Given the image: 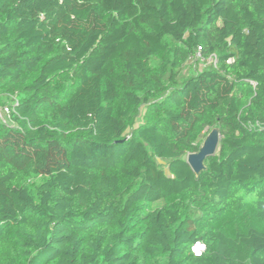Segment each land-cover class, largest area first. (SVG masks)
Instances as JSON below:
<instances>
[{"label": "trees", "instance_id": "1", "mask_svg": "<svg viewBox=\"0 0 264 264\" xmlns=\"http://www.w3.org/2000/svg\"><path fill=\"white\" fill-rule=\"evenodd\" d=\"M5 108L0 264H264V0H0Z\"/></svg>", "mask_w": 264, "mask_h": 264}, {"label": "water", "instance_id": "2", "mask_svg": "<svg viewBox=\"0 0 264 264\" xmlns=\"http://www.w3.org/2000/svg\"><path fill=\"white\" fill-rule=\"evenodd\" d=\"M220 131L213 129L205 139L200 151L198 153L189 154L186 163L196 176L206 171L205 162L216 155L220 144Z\"/></svg>", "mask_w": 264, "mask_h": 264}, {"label": "rangeland", "instance_id": "3", "mask_svg": "<svg viewBox=\"0 0 264 264\" xmlns=\"http://www.w3.org/2000/svg\"><path fill=\"white\" fill-rule=\"evenodd\" d=\"M204 69V65L203 64H199L196 62H190L186 68V70L184 71V74L190 75V74H194L196 71H202ZM0 119L1 121L7 122V117H5L4 115L0 114ZM187 159V157L185 158ZM156 206H162V204H158Z\"/></svg>", "mask_w": 264, "mask_h": 264}, {"label": "built area", "instance_id": "4", "mask_svg": "<svg viewBox=\"0 0 264 264\" xmlns=\"http://www.w3.org/2000/svg\"><path fill=\"white\" fill-rule=\"evenodd\" d=\"M197 58L200 59L202 62H204V60L201 59L200 53H198ZM210 61H212L214 64H216V59L215 58H212L211 60H209V62ZM0 114L4 115L5 117H8V115L10 114V109L9 108L2 109V110H0ZM197 244L200 245L199 252L194 251L195 248H193V252H194V254L196 256H200L204 252L205 246L203 244H201V243H197ZM196 245H195V247H196Z\"/></svg>", "mask_w": 264, "mask_h": 264}, {"label": "snow or ice", "instance_id": "5", "mask_svg": "<svg viewBox=\"0 0 264 264\" xmlns=\"http://www.w3.org/2000/svg\"><path fill=\"white\" fill-rule=\"evenodd\" d=\"M199 248H200V245H199V244H197V245H196V247H195V249H194V251H197V252H199Z\"/></svg>", "mask_w": 264, "mask_h": 264}, {"label": "clouds", "instance_id": "6", "mask_svg": "<svg viewBox=\"0 0 264 264\" xmlns=\"http://www.w3.org/2000/svg\"><path fill=\"white\" fill-rule=\"evenodd\" d=\"M195 248V247H194Z\"/></svg>", "mask_w": 264, "mask_h": 264}]
</instances>
